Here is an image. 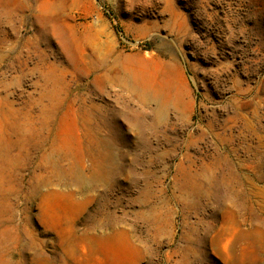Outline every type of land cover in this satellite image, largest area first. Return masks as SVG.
<instances>
[{"label":"rangeland","instance_id":"1","mask_svg":"<svg viewBox=\"0 0 264 264\" xmlns=\"http://www.w3.org/2000/svg\"><path fill=\"white\" fill-rule=\"evenodd\" d=\"M0 264H264V0H0Z\"/></svg>","mask_w":264,"mask_h":264},{"label":"bare ground","instance_id":"2","mask_svg":"<svg viewBox=\"0 0 264 264\" xmlns=\"http://www.w3.org/2000/svg\"><path fill=\"white\" fill-rule=\"evenodd\" d=\"M157 97V96H156ZM155 100H156V98H155ZM143 102H144V105L145 106H147L148 108H149V110H150V102H151V97L149 96V90H148V88H146L145 90H144V93H143ZM159 106H157L153 111H152V114L154 115V117L156 118V116L158 115V113H159ZM144 118H146L148 115H149V113L146 111V112H144ZM147 122H144L143 121V126L144 127H146L147 126Z\"/></svg>","mask_w":264,"mask_h":264}]
</instances>
